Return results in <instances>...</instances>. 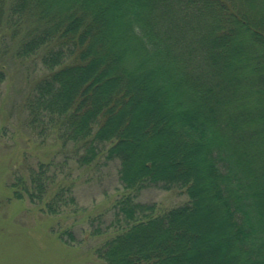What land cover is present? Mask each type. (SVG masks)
Instances as JSON below:
<instances>
[{"label": "trees", "instance_id": "1", "mask_svg": "<svg viewBox=\"0 0 264 264\" xmlns=\"http://www.w3.org/2000/svg\"><path fill=\"white\" fill-rule=\"evenodd\" d=\"M7 54L36 73L34 129L82 164L117 162L99 258L264 264V0H0V83ZM51 165L21 184L31 199L54 185L56 213L76 197ZM152 185L189 199L158 211L136 200Z\"/></svg>", "mask_w": 264, "mask_h": 264}, {"label": "rangeland", "instance_id": "2", "mask_svg": "<svg viewBox=\"0 0 264 264\" xmlns=\"http://www.w3.org/2000/svg\"><path fill=\"white\" fill-rule=\"evenodd\" d=\"M1 57L6 75L0 83V264H107L96 251L113 234L111 207L123 192L116 160L102 155L98 168L82 164L72 156L73 145L34 129L25 106L36 74L25 69L31 61ZM41 162H52L55 182L73 184L75 203L61 201L59 211L50 213L46 201L54 185L43 198L29 197L21 179ZM137 194V201L154 203L158 211L189 199L180 187L152 185Z\"/></svg>", "mask_w": 264, "mask_h": 264}]
</instances>
